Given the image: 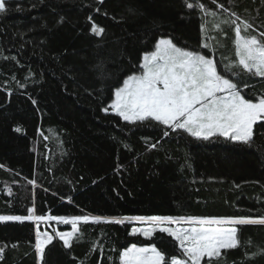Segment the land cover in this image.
Instances as JSON below:
<instances>
[{"label": "trees", "instance_id": "16d2710c", "mask_svg": "<svg viewBox=\"0 0 264 264\" xmlns=\"http://www.w3.org/2000/svg\"><path fill=\"white\" fill-rule=\"evenodd\" d=\"M201 2L218 13L205 17V34L216 37L207 49L199 46L203 13L183 0H9L12 11L0 15V215L26 216L29 208L33 215L68 217L264 215V127H254L248 147L170 130L164 136L166 129L155 121L128 124L101 111L161 36L216 60L245 98L255 102L264 95V78L239 68L238 77L224 71L237 59L234 26L222 23L228 13L211 0ZM218 2L264 31V0ZM89 15L105 27L102 37L89 34ZM60 17L63 24L56 23ZM102 59L110 79L98 78L93 69ZM132 227L127 220L81 222L70 249L57 240L46 248L48 262L120 264V253L133 243L181 257L170 236L156 232L147 240L132 235ZM238 228L242 242L250 239L251 245L228 250L220 264H264V256L252 258L264 248V226ZM35 234L33 220L0 222V264H38Z\"/></svg>", "mask_w": 264, "mask_h": 264}, {"label": "snow or ice", "instance_id": "6c2138e0", "mask_svg": "<svg viewBox=\"0 0 264 264\" xmlns=\"http://www.w3.org/2000/svg\"><path fill=\"white\" fill-rule=\"evenodd\" d=\"M98 3L103 4L104 0H98ZM183 3L186 8L203 13L200 25L203 42L199 46L209 48L208 41L215 40L216 37L205 34L206 25L209 23L205 17L215 18L218 13L208 8L201 0H183ZM211 4L228 13V18L222 23L234 26L237 59L226 64L224 71L238 77L240 73L235 69L239 68L243 72L264 78V31L257 29L251 21L241 19L236 12L230 11L218 0H211ZM10 11L12 9L9 7V0H0V15H7ZM95 11L99 13L100 8H96ZM128 12L136 15L137 10L128 8ZM87 22L90 26L89 34L102 37L106 33L105 27L98 24L91 15L87 17ZM56 23L63 24L64 17H60ZM214 27L219 29V23L214 24ZM260 27L264 28V25ZM249 30L258 34H251ZM106 65L107 62L103 59L93 65L98 78L102 80L110 79L113 75ZM134 67L136 71L127 75L122 84L114 88V99L101 111L106 114L114 113L128 124L155 121L166 129L164 136H168L170 130L187 133L198 141L223 138L225 141L248 147L255 141L254 127L258 124L264 127V95L255 102L253 99L245 98L238 82L218 71L216 60L196 49L178 46L172 37L158 38L154 49L145 51L142 61ZM12 78L15 79V76ZM244 87L247 88L248 85L245 84ZM32 103L37 102L33 100ZM15 131L20 132L21 129L17 127ZM157 143L151 144L150 148L155 149ZM28 183L35 184V181L29 180ZM34 212V208H29V214L26 216L0 215V221L35 220L38 225L41 221L55 220L61 224L71 225L70 231H56L54 235L42 233L37 227L34 250L38 264H49L46 248L49 245L54 247V240L62 241V246L70 249L74 239L80 238L81 222L88 224L90 220L115 224H122L125 220L146 223L149 226L133 228L131 234L139 233L151 239L156 232L166 233L178 242L182 254L181 257L175 255L168 257L155 244L138 247L133 243L120 253V264H202V261L204 264H220L228 250L239 247L247 249L251 245L250 239L242 242L238 226H264V215L259 217L152 215L116 218L87 215L44 216L33 215ZM185 224L189 226H183ZM48 251L51 252V249ZM3 254L4 248L0 247V259H3ZM256 256H264V248H258L257 252L252 253V258ZM245 257H248L247 251Z\"/></svg>", "mask_w": 264, "mask_h": 264}, {"label": "rangeland", "instance_id": "374dc122", "mask_svg": "<svg viewBox=\"0 0 264 264\" xmlns=\"http://www.w3.org/2000/svg\"><path fill=\"white\" fill-rule=\"evenodd\" d=\"M113 99H114V97H113ZM223 139V138H222ZM34 222H36L35 220H33ZM0 222H5V221H0ZM45 222H47V223H50L51 221H47V220H45V221H41V222H39V224L37 225V222H36V230H37V227H39V229H40V231L42 232V233H44V232H47L46 231V229H48L47 228V226L49 227V229H52L53 230V232L55 233L56 231H61L60 229L61 228H64L65 226H68L69 227V229L71 230V225H65V224H61L60 222H58V221H55V220H53L52 222H53V225L52 226H49L47 223H45ZM129 224H132V228H131V232H132V229L133 228H142V227H147V226H149V225H147L146 223H143V222H138V221H127ZM47 224V225H46ZM183 226H185V227H188L189 225H187V224H185V225H183ZM170 227H177V225H170ZM48 233V232H47ZM164 234H166V233H164ZM136 235H141V234H139V233H137ZM167 235V234H166ZM144 239H147V238H145L143 235H141ZM172 238V237H171ZM173 239V238H172ZM148 240V239H147ZM174 240V239H173ZM175 241V240H174ZM62 242V241H61ZM177 244H178V242H176ZM150 245H152V244H149V245H145V246H150ZM179 246V245H178ZM138 247H144V246H138Z\"/></svg>", "mask_w": 264, "mask_h": 264}]
</instances>
